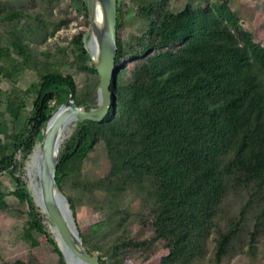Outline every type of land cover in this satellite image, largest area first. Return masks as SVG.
I'll use <instances>...</instances> for the list:
<instances>
[{"label": "trees", "instance_id": "1", "mask_svg": "<svg viewBox=\"0 0 264 264\" xmlns=\"http://www.w3.org/2000/svg\"><path fill=\"white\" fill-rule=\"evenodd\" d=\"M89 17L86 0H69ZM146 22V31L122 39L123 9L118 0V55L111 89L116 101L102 122H77L62 147L57 182L74 180L89 199L99 222L81 233L101 264L142 261L164 248L160 264L228 263L238 255L264 257V47L230 0L188 4L178 14L169 0H129ZM62 0H0V174L13 177L14 191L0 190V211L24 218L21 241L40 245L33 230L44 231L46 246L67 264L44 212L16 175L19 153L28 156L55 110L70 95L78 107L96 106L100 77L83 45L86 31L70 42L87 80L78 88L65 71L73 62L67 48L48 47L73 17H61ZM24 23L23 29L18 26ZM63 57V58H62ZM5 81L14 85L8 91ZM19 83L27 84L21 91ZM32 96L33 110L17 123ZM103 146L109 161L104 177L83 179L84 162ZM14 195L20 207L7 197ZM66 195V194H65ZM71 203L78 228L77 202ZM136 196L144 207L125 206ZM135 224L152 234L136 238ZM45 229V230H44ZM0 264H31L16 258Z\"/></svg>", "mask_w": 264, "mask_h": 264}, {"label": "rangeland", "instance_id": "2", "mask_svg": "<svg viewBox=\"0 0 264 264\" xmlns=\"http://www.w3.org/2000/svg\"><path fill=\"white\" fill-rule=\"evenodd\" d=\"M10 1V0H2ZM12 1V0H11ZM220 0H169L168 10L173 14H178L184 11L188 4H207L211 2H217ZM230 3L234 9L238 12L240 17L253 29V38L254 40L264 47V0H230ZM119 4L123 9V26L120 30L122 39L127 43L135 34H141L146 31L147 24L142 20L134 9V5L131 4L129 0H119ZM55 11L61 17H73V20L70 22L68 27L62 28L57 35L49 40L48 47L56 50V45H59L62 48H67L68 58H63L69 62H73L77 55H80V51L76 45H70L73 37L78 34L80 31H86L84 36L89 31V25L86 24V18L70 3L69 0H62L61 4L55 7ZM89 22V20H88ZM24 23L18 26V31L23 29ZM6 28L0 25V38L5 37ZM83 38V44L88 43ZM88 50L89 47L87 45ZM65 71L70 72L74 75V79L77 82L78 88L81 89L85 84L87 77L84 73L79 72L75 63L73 66L69 65L65 68ZM14 85L9 81H5L3 88L10 91ZM18 88L21 91L26 90L27 84L19 83ZM26 107L23 109L22 117L17 123L18 129H20L25 120L30 117L33 110V98L28 96L26 98ZM74 125L77 127V123H69L67 128L64 131V142L62 147L65 146L66 142L70 139L73 134ZM70 129L72 130L70 132ZM42 141H37L36 146L33 151L28 155L24 156L19 153L17 155V162L19 169L16 173L18 177L26 183L28 189L32 194V183L38 186L37 179V170L36 165H30L31 155H33L36 147L41 144ZM103 146H99L97 151L90 155V157L84 162L83 166V179L95 180L102 178L106 175L107 169L109 167V161L103 150ZM35 166V168H34ZM16 187L15 180L9 175L0 174V190L14 191ZM39 187V186H38ZM82 186H79L74 180L70 181L65 185V194L72 196L77 202V212L80 222V232L86 233L92 223L99 222V216L93 211L92 205L89 202V199L82 191ZM33 196V195H32ZM7 202L12 207H20V201L14 196L9 195L7 197ZM125 206L131 209L133 212H142L144 207L141 204V201L136 196H129L125 201ZM24 218H16L11 216L8 213L0 211V252L4 260H13L16 258L28 261L31 264H59L58 258L55 254L51 252L46 245V236L44 231L33 230L35 238L38 239L40 245L33 247L32 243L29 240L21 241L20 237L23 234L24 229ZM44 227L47 232L54 234L52 230V223L50 220L44 216L43 220ZM44 229V230H45ZM132 233L136 238H147L151 236L152 232L147 226L135 224L132 228ZM167 253V250L164 248H159L158 253L150 257L146 261H142L137 254H132L128 257L125 264H160L161 258L164 254ZM93 254L98 255L97 251H94ZM212 250L207 256V259L203 261L202 264H211L213 261ZM100 257V256H99ZM223 264H264V257H260V260H253L247 255H238L234 257L228 263Z\"/></svg>", "mask_w": 264, "mask_h": 264}, {"label": "water", "instance_id": "3", "mask_svg": "<svg viewBox=\"0 0 264 264\" xmlns=\"http://www.w3.org/2000/svg\"><path fill=\"white\" fill-rule=\"evenodd\" d=\"M86 3L90 25L83 38L85 42L89 38V44L83 45L100 77L98 101L95 107L86 110L75 104L71 94L66 103L52 114L44 128L42 153L37 164L39 200L32 192L34 201L52 223L53 233L67 264H101V261L98 255L91 253L85 246L71 203L57 182L64 131L71 120L76 123L105 120L116 101L111 86L118 76L115 72L118 55V0H86Z\"/></svg>", "mask_w": 264, "mask_h": 264}, {"label": "bare ground", "instance_id": "4", "mask_svg": "<svg viewBox=\"0 0 264 264\" xmlns=\"http://www.w3.org/2000/svg\"><path fill=\"white\" fill-rule=\"evenodd\" d=\"M88 47H89V45H88ZM93 53H94V51H93ZM73 122H76V121L75 120H71L69 123H73ZM68 124H67V126H68ZM67 126H66V128H67ZM73 129H74L73 131L70 129V132L72 131V133H73L75 131L76 125H74ZM41 153H42V144H39L36 147L33 155H31V160L29 162V166L30 165H34V164L36 165V170H37V164H38V161H39ZM34 168H35V166H34ZM31 188H32V191L34 193V196L36 197L37 200H39V189H38L39 187L36 186L34 183H32V187Z\"/></svg>", "mask_w": 264, "mask_h": 264}]
</instances>
